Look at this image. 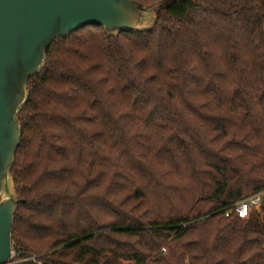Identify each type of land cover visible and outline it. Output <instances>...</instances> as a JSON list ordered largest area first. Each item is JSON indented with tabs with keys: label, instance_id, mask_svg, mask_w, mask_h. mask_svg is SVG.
I'll use <instances>...</instances> for the list:
<instances>
[{
	"label": "trees",
	"instance_id": "1",
	"mask_svg": "<svg viewBox=\"0 0 264 264\" xmlns=\"http://www.w3.org/2000/svg\"><path fill=\"white\" fill-rule=\"evenodd\" d=\"M85 25L28 81L11 264H264V0Z\"/></svg>",
	"mask_w": 264,
	"mask_h": 264
},
{
	"label": "water",
	"instance_id": "2",
	"mask_svg": "<svg viewBox=\"0 0 264 264\" xmlns=\"http://www.w3.org/2000/svg\"><path fill=\"white\" fill-rule=\"evenodd\" d=\"M161 2L140 0H0V264L14 257L12 228L21 201L11 174L21 138L19 114L28 81L46 64V49L85 25L109 35L151 30Z\"/></svg>",
	"mask_w": 264,
	"mask_h": 264
},
{
	"label": "built area",
	"instance_id": "3",
	"mask_svg": "<svg viewBox=\"0 0 264 264\" xmlns=\"http://www.w3.org/2000/svg\"><path fill=\"white\" fill-rule=\"evenodd\" d=\"M263 194L264 191H260L238 201L230 210L226 211V215H229L230 212L235 211L239 217L247 218L251 211L260 204Z\"/></svg>",
	"mask_w": 264,
	"mask_h": 264
},
{
	"label": "rangeland",
	"instance_id": "4",
	"mask_svg": "<svg viewBox=\"0 0 264 264\" xmlns=\"http://www.w3.org/2000/svg\"><path fill=\"white\" fill-rule=\"evenodd\" d=\"M254 210V209H253ZM15 255V254H14Z\"/></svg>",
	"mask_w": 264,
	"mask_h": 264
}]
</instances>
